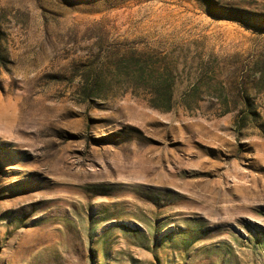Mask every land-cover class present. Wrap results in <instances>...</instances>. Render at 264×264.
Masks as SVG:
<instances>
[{
  "label": "rangeland",
  "instance_id": "1",
  "mask_svg": "<svg viewBox=\"0 0 264 264\" xmlns=\"http://www.w3.org/2000/svg\"><path fill=\"white\" fill-rule=\"evenodd\" d=\"M0 264H264V0H0Z\"/></svg>",
  "mask_w": 264,
  "mask_h": 264
}]
</instances>
